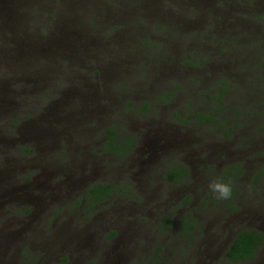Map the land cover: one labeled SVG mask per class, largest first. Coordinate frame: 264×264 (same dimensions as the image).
Segmentation results:
<instances>
[{
  "label": "rangeland",
  "instance_id": "374dc122",
  "mask_svg": "<svg viewBox=\"0 0 264 264\" xmlns=\"http://www.w3.org/2000/svg\"><path fill=\"white\" fill-rule=\"evenodd\" d=\"M263 49L264 0H0V264H264ZM221 78L236 106L196 120ZM110 124L136 139L122 158ZM235 161L230 209L209 184ZM94 181L118 189L89 207ZM240 227L262 244L227 259Z\"/></svg>",
  "mask_w": 264,
  "mask_h": 264
},
{
  "label": "trees",
  "instance_id": "16d2710c",
  "mask_svg": "<svg viewBox=\"0 0 264 264\" xmlns=\"http://www.w3.org/2000/svg\"><path fill=\"white\" fill-rule=\"evenodd\" d=\"M264 52V49L258 53ZM262 65L264 66V53L261 54ZM226 84L229 82L223 80L217 83L218 89L213 92L205 93V98L208 99L209 109L206 113H198L196 120L204 121V122H211L215 121L218 124L219 119L221 117V112L223 109L229 108L230 106H234V103L229 102L228 98L225 97L226 95ZM257 86V85H256ZM264 87V83H262ZM256 95H259V99L261 100L262 104L264 105V90L257 91ZM261 94V95H260ZM244 100V99H243ZM252 101V100H251ZM251 101H247L245 103L246 108L249 107ZM236 106V105H235ZM234 106V107H235ZM141 108H146L145 104L141 105ZM241 109H237L235 111H240ZM247 110V109H246ZM264 112V111H263ZM228 117V116H224ZM224 118V122L228 125H225V129L223 134L225 136L229 135V125L233 126L236 125V122H226ZM261 124L260 128L264 130V115L261 117ZM104 138L101 140L100 149L105 152H110V154L116 158H122L126 156L132 148L135 146V137L127 131L119 130L117 127L113 125H108L103 129ZM23 151H28L26 145L21 147ZM263 167H260L258 171L254 175V180L258 178L260 174H262ZM242 169L239 162H231L228 165L224 166L214 177L213 181L219 180L224 182H230L233 188L232 197L227 200H222L225 205H227L230 209H234L236 206L234 202L236 201V190L237 187V178L241 175ZM165 178L168 181L172 182H182L188 181V172L187 167L182 164L181 162H175L174 164H169L165 169ZM118 188H114L112 182H105V181H94L90 182L86 189L85 193H83V198L85 203L91 207L98 202L105 201L112 197L116 193ZM219 200V199H218ZM194 219L191 216L189 211H185L179 216L178 222L175 224L176 230H178L181 235L187 237V239L191 238V230L194 226L193 223ZM164 226L168 225L169 221L167 216L163 219ZM111 232L110 234H112ZM263 235L262 233L253 227H240L237 229L234 234L232 235L231 239L229 240L226 249L224 250V256L230 260H247L251 259L256 250L262 244Z\"/></svg>",
  "mask_w": 264,
  "mask_h": 264
},
{
  "label": "clouds",
  "instance_id": "9594fccd",
  "mask_svg": "<svg viewBox=\"0 0 264 264\" xmlns=\"http://www.w3.org/2000/svg\"><path fill=\"white\" fill-rule=\"evenodd\" d=\"M209 191L219 200H227L232 197L233 188L230 182L213 181L209 184Z\"/></svg>",
  "mask_w": 264,
  "mask_h": 264
}]
</instances>
